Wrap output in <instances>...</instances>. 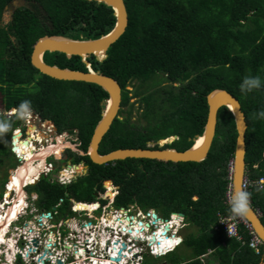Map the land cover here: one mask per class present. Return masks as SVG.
<instances>
[{"label":"trees","instance_id":"obj_1","mask_svg":"<svg viewBox=\"0 0 264 264\" xmlns=\"http://www.w3.org/2000/svg\"><path fill=\"white\" fill-rule=\"evenodd\" d=\"M8 1H0V19ZM35 1L44 13L16 14L13 36L17 45L0 28V93L2 98L19 95L10 103L5 98L6 111L15 108L22 112L25 109L20 105L29 102L27 108L54 122L63 133L76 130L80 150L87 154L108 93L94 84L43 75L33 67L31 55L34 45L45 36L95 40L109 34L116 25L114 10L87 0ZM124 1L129 13L126 33L112 45L105 61L99 62L95 56L87 60L95 72L120 84L122 107L130 106L132 91L127 88L135 86L133 97L139 98L141 117L148 124L140 129L130 124V112L124 120L121 113L104 137L100 154L147 149L151 142L174 136L178 139L165 149L183 152L192 148L207 122L208 94L226 90L237 98L246 115V176L255 184L249 200L260 211L264 224V184L258 183L264 180V119L257 116L264 110V0ZM45 61L62 69L88 72L79 56L48 53ZM245 76H259L261 87L242 93L239 85ZM21 124L18 115L9 119L0 114V168L19 165L7 144ZM236 140L233 114L224 107L219 111L212 149L201 163L128 159L96 165L88 155L69 151L76 158L75 165L86 162L90 166L89 174L70 186L44 179L33 191L40 195L39 208L48 211L62 198L92 201L97 192L104 191L103 182L111 180L120 187L118 208L137 204L147 211L161 207L167 219L173 213L185 215L188 227L196 229V234L183 237L182 246L194 254L187 264H201L198 258L209 249L216 250L214 257H219L221 264H259L261 258L249 245L228 239L219 224V214H231L228 193ZM123 221L114 219L111 224ZM245 239L248 243L250 237ZM177 251L165 257L169 264H179L169 259L177 256Z\"/></svg>","mask_w":264,"mask_h":264},{"label":"built area","instance_id":"obj_2","mask_svg":"<svg viewBox=\"0 0 264 264\" xmlns=\"http://www.w3.org/2000/svg\"><path fill=\"white\" fill-rule=\"evenodd\" d=\"M30 120H32V117H27L26 125H28V123L33 125ZM53 130L54 129H49L50 132H53ZM19 133L20 136L18 139H15V136ZM13 135L15 136L12 138V151L18 159L19 155L22 154H20V152L16 151L15 149L17 147L25 148L26 145L24 143L28 140L29 146H26L25 149L31 148L30 150L36 151L38 144L41 145V148H44L45 146V141H43L44 137H42L39 131L32 133L29 137L25 136L23 133L21 134V130L17 128ZM27 155H29V153L26 154V156ZM19 162L21 164L25 163L20 159ZM72 168H74V166H69L67 168L64 166V168L59 170V172H56V175L59 176L57 181L61 183V185H66L71 182L72 178L65 180L61 177V173L65 171L75 173ZM54 172L55 169L53 168L52 163L45 164L43 172L38 176L34 183H36V181H38L41 177H48ZM76 175L77 173L74 176ZM34 183L30 185H24L23 194L25 193V189ZM258 183L262 185L264 184V180L262 179ZM254 185L255 184L252 183L246 176L243 181L242 189L243 191L250 193ZM8 188V186L5 187L2 200H0V206H2L4 214L11 211L13 207L19 206V204H17V195L20 193L17 191L12 192L9 199L6 200ZM231 188L232 187H230V189ZM230 196L231 191L228 195L229 199ZM8 202L10 206L9 211H7L5 208ZM29 204L30 203L26 201L25 196V202L23 201L22 207L17 211V214L15 216L10 214L7 219H4L5 222L3 225L6 226H3L5 229L3 230L2 228L0 232L8 242L12 241L13 245L10 246L9 243L0 242V264H3V259L6 261V264H58V261H62V264H143L145 262V258L142 254L137 255V258H134L135 260H131L133 258L135 248L132 249L134 246H132L133 244L130 238H127V240L131 243L127 249L122 251V257L120 261H116L115 259L118 258V252L121 250L122 245L118 244V246L112 245L111 247H106L107 242H111V244H113L115 240L121 241L122 236L125 238L128 237L126 232L121 230L125 228V226H128V224H115L117 227H112V225H110L113 221V218H117L120 212H123L124 209L114 212L110 217H103L99 222L100 226L103 228H100L99 230L93 228L89 229L87 227H82V229L75 227V229H73L72 225L75 221L73 220L67 224V226L71 229L70 234L68 237L63 238L60 235L56 236L54 233L49 232V229L51 228L49 226L50 222L48 220L49 213H43L42 216H38V210H26V208L29 207ZM80 204L82 203L76 201L73 205V210L76 215H81L83 212H87L83 209L77 210V207ZM130 212L131 211H128L127 215H130ZM153 215V212H145L143 210L137 214V216L141 218L140 221L148 222L149 226L156 228L153 234L155 235V233H157L158 235V240L153 243L152 240L148 241L150 239V233L148 230H144V235H141V237H146V239L143 240L145 249H148V251L152 254L161 257L181 245L177 242L179 240L178 236L180 231L174 224L175 215H172L170 220L165 221H155ZM218 216L219 224L223 226L224 232L229 238H235L243 245L248 244L249 248L252 249L257 256H264V241L257 234L249 220H247L244 216L238 217L233 216L232 214L228 216L219 214ZM229 225H231L230 234ZM167 227L168 231L164 235H160V232ZM241 227L250 237L248 243L245 239V234L240 230ZM112 231L114 235L111 237ZM160 237H162L164 240L159 241ZM161 246L167 247L163 253L158 251ZM69 250H72L71 254H68ZM69 255L72 257H69Z\"/></svg>","mask_w":264,"mask_h":264},{"label":"water","instance_id":"obj_3","mask_svg":"<svg viewBox=\"0 0 264 264\" xmlns=\"http://www.w3.org/2000/svg\"><path fill=\"white\" fill-rule=\"evenodd\" d=\"M87 1L105 4L106 6L111 7L114 10L116 16V25L109 34L95 40H73L66 37L45 36L43 38H40L34 45L33 53L31 55V63L33 67L39 70L43 75L59 81L84 82L94 84L101 87L108 93L109 99L102 103V105H104L102 119L95 129L94 135L88 148V153L83 155H88L91 161L96 165H105L112 162L125 161L128 159H149L173 163H201L208 158L209 153L212 149L217 133L219 111L222 108L226 107L233 114L237 131V140L231 179V195L235 191H243L242 185L247 174L246 133L248 130V125L246 121V115L242 111L240 102L226 90L217 89L208 94L207 122L204 127L203 135L201 137H195V144L192 148L183 152H179L173 149H165L164 147L166 145H171L175 140L178 139V136H174L164 141L160 140L156 143H149V148L147 149H119L105 155L100 154V145L104 137L112 128L114 121L119 117L120 110L122 109L123 90L120 84L115 79L107 77L100 72H95L87 59L95 56L97 61L103 62L108 58L109 49L126 33V30L129 26V13L124 0ZM47 53H63L68 58L79 56L83 59V63L88 68V72L62 69L58 66H51L44 62V56ZM200 138H203V143L199 147H196L197 142ZM24 144L26 146L28 145L27 142H25ZM156 146L158 147V149H153ZM15 150L19 152L18 147ZM73 177L77 178L79 177V175ZM55 178L58 177L55 176ZM181 216H184V214H181ZM153 218L157 219V216L154 214ZM245 218L252 223L255 231L264 241V224L262 222V215L260 214L259 210H255L252 207V203L250 202L249 211L245 215ZM167 231L168 227L164 232H162V235H164ZM162 240L164 239L160 237L159 241ZM152 242H156L155 237L152 238ZM124 249H126L125 245H123L121 250L118 252V258L115 259L116 261L121 260L122 251Z\"/></svg>","mask_w":264,"mask_h":264},{"label":"flooded vegetation","instance_id":"obj_4","mask_svg":"<svg viewBox=\"0 0 264 264\" xmlns=\"http://www.w3.org/2000/svg\"><path fill=\"white\" fill-rule=\"evenodd\" d=\"M20 11L25 12L27 14L37 13V12L40 14L44 13L41 10V6H39V4L35 0H10L7 2V4L4 7V12H3L2 18L0 19V28L2 29V31H4L10 37V42H12L13 44H16V45L18 44V39L14 38V36H13V33H14L13 28L15 27V24H16V22H15L16 14ZM44 20H45V18H43V17L40 18V22L42 25H44L43 24ZM16 47L20 48V44ZM50 54H52V53H50ZM45 56H44V62H46ZM36 116H39V118H38L39 122H40L41 126L44 128V130L43 129L42 130L36 129V128H38V126L36 123H34L33 124L34 126L33 125H31V126L25 125L24 127H21L20 128L21 134L23 133V134H25V136L30 137V135L32 133H35L37 131L44 132V135H46V138H44V140H43V141H45L44 148H46V147L48 148L49 146L54 145L52 148H50V149H54V151L49 149L48 153H49V151H52L51 153H52V155H54V160L53 159L52 160L56 163H53V162H51V163L53 164V168L55 169V172H59V170L64 168V166H65V168H67L69 166H74L75 165L74 162L76 161L75 156L71 157L70 153L68 151L67 152V160L63 161V152L61 153V151L64 147V134L77 133L78 137L76 138V140H79V133L76 130L73 131L72 133L71 132H64L63 133L62 131L59 130V128L57 127V125H55L54 122L49 121V120L48 121L44 120L40 116L39 113H36ZM24 122L27 124V121H24ZM48 122L52 123L50 127H48ZM34 128H35V130H34ZM48 128L50 130L54 129L55 131L50 132ZM16 136H15V139H16ZM12 138H13V136H12ZM28 142H29V140H28ZM153 143H156V142H153ZM30 149L31 148H29V149L27 148L26 150L24 148H23V150L21 149V154H25V153L28 154L29 153V155L26 156V163H25L26 165L29 164L30 156H31V154H33V151ZM29 150H30V152H29ZM70 152L74 153L77 156H80L77 153H75L73 150H70ZM82 155H83V153H82ZM45 160H46V158H45ZM59 163H61L62 165L60 167H57L56 165ZM45 164H48V163H45ZM79 165L80 166L83 165V167H82L83 171H86L84 176L88 175L90 172V166L86 162H81ZM34 168H37L40 170L43 168V166H41V167L38 166V167H34ZM34 168H32V170H35ZM44 179H45V181L47 179L48 182L52 183V184H56V180H57V178H55V174L52 175L51 178L43 176L38 180L37 185L41 184V181H43ZM31 180H32V177L30 178V180L26 181L25 184H28L29 182H31ZM76 181H78V179L74 180L73 182H70L68 186L74 184ZM102 186H103L104 191L97 192L94 195L93 200L88 202L89 205H93V210L96 209V210L92 211V213L83 212L81 215H76L74 210H73V205L76 201L77 202H81V201H78L77 199H75L73 196L70 195L71 197L68 200H66L64 198L60 199L58 204H56L54 207H52V209H50L48 211H44L43 209L39 208L40 202H41V201H39V203H37L39 206V207H37V208H39L37 211L38 216H42L43 213L44 214L49 213L48 220L50 222L49 226L51 227L49 229V232L54 233V235H56V236L60 235L61 237L66 238V237H68V235L71 232V229L67 226V224L69 222L75 220L73 222V225H72L73 229H75V227L80 228V229H82V227H87L89 229L93 228V229L99 230L100 228H103L99 224L100 220L103 217H110L114 212H117L121 209H124L123 212H120V214L117 216V218L120 219L121 221H122V219H126V221H128L129 224H128V226H125V228H124L125 230L121 229L123 232H126L128 237L125 238L124 236H122L121 241L115 240L113 242V244H111V242H109V243L107 242L106 247L108 248V247H111L112 245L118 246V244H121L122 246L125 245L126 249H127L131 243L130 241L127 240V238H130L132 241V244H133L132 246H134V247H132V249L135 248L134 250L138 251L137 254H139V253L143 254V250H144L143 247H145L143 240L146 239V237L142 238L141 235H144V230L147 229L148 232L150 233V239L148 241H151L153 237H155V239L158 240L157 233H155V235L153 234L155 232L156 228L149 226L148 222L140 221L141 218L139 216H137V214L140 211H142L143 209L139 205L132 204V205H129L128 207L118 208L116 203H117L118 197L120 195V187H118L113 181L106 180L103 182ZM21 190H22V187H21ZM38 196L40 198L39 194H38ZM156 196H158V195H156ZM77 210H79L78 207H77ZM128 211H131L129 213L130 215H127ZM165 220H167V219H165ZM165 230H166V228H164L160 232V235H162V232H164ZM113 235H114V233L112 231L111 237ZM71 252H72V250H69L68 254H71ZM69 257H72V256L69 255ZM69 261H71V260H69ZM62 263H63L62 261H58V264H62Z\"/></svg>","mask_w":264,"mask_h":264},{"label":"rangeland","instance_id":"obj_5","mask_svg":"<svg viewBox=\"0 0 264 264\" xmlns=\"http://www.w3.org/2000/svg\"><path fill=\"white\" fill-rule=\"evenodd\" d=\"M158 80H160V79H158ZM165 84L166 83H163L162 85H165ZM127 89L129 91H132V94L130 95L131 96L130 106H128V107H122V109L120 110V113H119V115L122 113L121 116H120V118L122 120H124L127 117L128 112H130V114H131V116H130V124H132V125H134V126H136V127H138V128L141 129L144 126H146L148 123H147V121L144 118L141 117L142 109H141V104H140L139 98L133 97V94H134L133 91L135 90V86H133V85L132 86H129ZM18 96L19 95L15 93V94H12L11 96H9V98H8V96H5V98L9 99V103H10V102H13V100L15 98H18ZM5 98H2V95L0 93V114H4V112L7 110L6 109V106L8 104V101H6L7 99H5ZM72 106H73V104H72ZM27 112H25V113H27ZM22 113H24V112H22ZM29 113H31L32 116L34 117V119L36 120V124L38 126V130H40V129L41 130L42 129L44 130V128L41 126V124L39 122L38 117L36 116L35 111L32 109V111L29 112ZM8 114H9V117H15L16 116V115L14 116V114L12 113V111L10 113H8ZM23 116H24V114H23ZM25 125L26 124H22V127H24ZM28 125L31 126L32 124H29L28 123ZM49 125L51 126V123L48 122V127H50ZM34 130H35V128H34ZM39 132L41 133L42 137L46 138V135H43L44 132L43 133H42V131H39ZM12 136L14 137V135L12 134L11 137H10V139H9V144H7L8 147H9V149H10V151H11V153L13 152L12 151L13 150V147H12ZM77 137H78L77 133H74V134H64V147H63V149L61 151V153L63 152V161H66L67 160V152L70 151V150H73L78 155L83 156L82 155L83 151L80 150L81 141H80V139L79 140H76ZM27 143L29 145V142L28 141H27ZM53 146L54 145L49 146L48 148L47 147L46 148H41V145H39V144L37 145V150L36 151H33L34 154H32V156L33 155L35 156L34 160L32 161V163L36 164L34 166H40L41 164H43V161L44 160L41 159L43 157H46V160H45L46 162L44 161V163H51V162L56 163V162L53 161L54 160V155H52V153H48V150L50 148H52ZM42 152L43 153H46V154L44 155ZM40 153H42V155ZM25 157H26V153L25 154H22V155H19V159L22 162H26V158ZM18 164L19 165L16 168H13V167H15L14 166L15 164H12V163L10 164V166L12 165V167L10 169H8L7 166H4V167L0 168V200H2L1 197H2V195L4 193V188L9 185L10 177H12L13 174L16 173L18 171V169L24 163L21 164L19 162ZM61 165L62 164L59 163L56 166L57 167H60ZM82 167H83V165H81V171L79 172L81 176H83L85 174V171H83V168ZM36 171L37 172L38 171H41V169L40 170H36ZM76 173H78V172H76ZM52 175H54V173L53 174H50L48 177L51 178ZM28 180H30V178L26 177V181H28ZM34 188H35V184H33L32 186H28L25 189L24 197L26 196V201L30 203L29 204V208L31 210H34V209L38 210L39 208H37V207H39V206L36 203H39L40 198L36 194V192L33 191ZM21 191L22 190H20V193H21ZM141 192L142 191L140 190L139 193H141ZM17 198H18L17 204H19L20 203V198L18 197V195H17ZM23 201L25 202V200H23ZM9 207L10 206H9V202H8V204L5 206V208H6L7 211H9ZM145 211H147V210H145ZM157 213L162 218H169V216L166 215L163 212V209L161 207L158 208ZM0 219H2L1 216H0ZM194 231H196V229L194 227H192V226H189L188 228H186L185 231H183L181 233V235L183 237H186L187 235H190V234H196V233H194ZM143 248H144L143 252H145V251H147V253L149 252L148 249H145V247H143ZM165 249H167V247L161 246L158 250H161V253H163ZM137 253H138V251H134L133 258L131 260H135L134 258H137L136 257L137 255H141L140 253L139 254H137ZM193 258H194L193 250L190 249V248H185L184 246H182L181 248L178 249L177 256L176 255H172V256L169 257L170 260H175L176 263L178 262L179 264H185L186 261L192 260ZM2 261H3V264H6V261L4 259ZM162 261H166L167 262V259L164 258V259H162ZM215 261H216L215 259H212V262H215Z\"/></svg>","mask_w":264,"mask_h":264},{"label":"clouds","instance_id":"obj_6","mask_svg":"<svg viewBox=\"0 0 264 264\" xmlns=\"http://www.w3.org/2000/svg\"><path fill=\"white\" fill-rule=\"evenodd\" d=\"M261 87V78L259 77V76H245L243 79H242V81H241V83H240V85H239V88H240V91L242 92V93H246V92H251V91H253L254 89H259ZM28 103L29 102H27V101H25L23 104H21L20 105V108L21 109H25L24 111H22V112H24V113H22V112H18V110L17 109H15V108H13V109H11L10 111H5L4 112V115L7 117V118H12V117H9V114L8 113H10L11 111H12V113L14 114V116L15 115H18V117L21 119V121H22V124H26L24 121H26L27 120V117H32V120H30L33 124L34 123H36V120L34 119V117L32 116V114L31 113H29V112H31L32 111V109L31 110H28L29 108H27V106H28ZM28 111V112H27ZM25 112H27V113H25ZM22 113V114H21ZM36 113V112H35ZM23 114H24V116H23ZM257 116L259 117V118H262V119H264V110H262V111H260V112H258L257 113ZM38 118H39V116H37ZM30 119V118H29ZM51 123V122H50ZM22 124H21V126L20 127H18L19 129L22 127ZM52 124V123H51ZM16 130V129H15ZM14 130V131H15ZM14 131H13V133H14ZM55 130H53V132H54ZM13 153V152H12ZM14 154V153H13ZM15 155V154H14ZM16 156V155H15ZM18 159V158H17ZM19 160V159H18ZM76 166H80V165H74V167H76ZM81 167V166H80ZM232 169H233V162H232V165H231V172H232ZM86 172V171H85ZM54 174L56 175V172H54ZM77 175H79V177H81V175H80V173H77ZM57 177H59L58 175H56ZM84 176V175H83ZM46 177V176H45ZM79 177H77V178H72L71 179V182H73L74 180H76V179H78ZM231 179H232V177H231ZM37 182L38 181H36V183H34L35 184V186H37ZM56 183L57 184H59V185H61V183H59L57 180H56ZM69 185V183L68 184H66V185H61V186H68ZM32 186V185H31ZM230 187H232V186H230ZM4 190H5V188H4ZM230 191L232 192V188L230 189ZM229 191V192H230ZM37 194V193H36ZM38 195V194H37ZM228 195H229V193H228ZM3 196V195H2ZM1 199H2V197H1ZM228 200H229V210H230V213L233 215V216H238V217H245V215L248 213V211H249V202L251 203V201H249V193L248 192H245V191H235L231 196H230V199L228 198ZM83 203V202H82ZM88 205H89V203L88 202H86ZM37 204V203H36ZM30 208L29 207H27L26 208V210H29ZM143 211H145V210H143ZM148 211H151V212H153V214H155L156 216H157V219H155V221H165V219H167V218H162V217H160L159 216V214L155 211V210H148ZM148 211H145V212H148ZM181 214L182 213H173L172 215H175L176 217L177 216H179L178 217V219L176 220L175 219V226H177V229L180 231V233H182L183 231H185L186 230V228L188 227V225H187V222H186V219H185V215L184 216H181ZM230 214V215H231ZM171 215V216H172ZM171 216H170V219H171ZM170 219H167V220H170ZM230 228H231V225H229V234H230ZM180 233H179V236H178V238L179 239H182V242L180 243L181 245L179 246V247H177V248H175L174 250H172L171 252H173V251H175V250H177V249H179L181 246H182V243H183V238H182V236L180 235ZM171 252H169V253H167L166 255H164V256H157V255H154V254H152L151 252H148L147 253V251H145V252H143V256H144V258H145V262L143 263V264H153V262L152 261H154V260H162V259H164L168 254H170ZM149 263H148V262ZM162 264H164V263H162ZM168 264V263H167Z\"/></svg>","mask_w":264,"mask_h":264},{"label":"bare ground","instance_id":"obj_7","mask_svg":"<svg viewBox=\"0 0 264 264\" xmlns=\"http://www.w3.org/2000/svg\"><path fill=\"white\" fill-rule=\"evenodd\" d=\"M14 113V112H13ZM50 126V125H49ZM49 129V128H48ZM19 136H20V133L18 134ZM17 135V136H18ZM54 135V134H53ZM203 143V138H200L199 140H198V142H197V145H196V147H199L201 144ZM20 148H22V147H20ZM25 148H26V146H25ZM24 148V149H25ZM23 150V149H22ZM26 150V149H25ZM50 150H53V149H50ZM54 151V150H53ZM19 152H20V154H21V150H19ZM43 153V152H42ZM42 153H40L41 155H42ZM49 153H51V151H49ZM34 154V153H33ZM44 155L46 154V153H43ZM49 155V154H48ZM34 158H35V156L33 155L32 156V154H31V156H30V162H29V164L28 165H26L25 163H24V165L22 166V167H20L19 169H18V171L16 172V173H14L13 174V176L12 177H10V182H9V185H8V191H7V195H6V200H8L9 199V197H10V195H11V193L12 192H14V191H17L18 193H20V190H21V187H22V193H20L19 195H18V197L20 198V200H21V202L19 203V206L18 207H13L12 208V210L11 211H9V212H6V214H4V212H3V209H2V206H0V216L2 217V219H0V231L2 230V228H3V230L5 229L3 226H6V225H3L4 224V219H7L8 218V216L10 215V214H12L13 216H15L16 214H17V211L18 210H20V208L22 207V202H23V200H25V197H24V194H23V187H24V185H26L25 184V182H26V177H28V178H31L32 177V180H31V182L32 183H34V181L38 178V175H40L42 172H43V170H44V168H45V163H44V161H45V158L46 157H43V158H41L42 160H44L43 161V164H41L40 166H43V168L41 169V171H36V169L37 168H34V167H38V166H34V163H32V161L34 160ZM40 160V159H39ZM46 162V161H45ZM33 164V165H32ZM25 167V168H24ZM32 168H34L35 170H32ZM37 170H39V169H37ZM72 170L75 172V173H71V172H69V171H65V172H62L61 173V177L63 178V179H65V180H67V179H70V178H72L75 174H76V172H80L81 171V167L79 166V167H74V168H72ZM38 173V174H37ZM25 174V175H24ZM23 182V183H22ZM32 183H29V185L30 184H32ZM28 185V184H27ZM20 187V188H19ZM92 208V210L91 211H89L88 210V208ZM78 209L79 210H85V211H87V212H89V213H92V211H94V210H96V209H94L93 210V205H88L87 203H85V202H83L82 204H80L79 206H78ZM4 216H3V215ZM12 216V217H13ZM114 219H117L118 220V218H114ZM113 219V220H114ZM125 221H123V223H125V224H129L128 223V221H126V219H124ZM122 222H118V224H121ZM110 225H112V224H110ZM112 227H115L114 225H112ZM0 242H3V243H9V245L10 246H12L13 245V242L12 241H7L4 237H3V234L0 232ZM177 242H179V243H181L182 242V239H179ZM159 251V250H158Z\"/></svg>","mask_w":264,"mask_h":264},{"label":"crops","instance_id":"obj_8","mask_svg":"<svg viewBox=\"0 0 264 264\" xmlns=\"http://www.w3.org/2000/svg\"><path fill=\"white\" fill-rule=\"evenodd\" d=\"M241 232L244 233L245 235L244 236H248V234H246L243 230V228L241 227ZM224 232V231H222ZM225 233V232H224ZM181 235V233H180ZM182 236V235H181ZM225 236L228 238V239H235V238H229L227 236V234L225 233ZM249 237V236H248ZM183 238V236H182ZM237 240V239H236ZM238 241V240H237ZM239 242V241H238ZM240 246H244L243 244H241ZM252 250V249H251ZM253 251V250H252ZM216 250H212V249H209L208 252L204 255H202L201 257L198 258V260L201 262V264H221V260L219 259V257L215 256L214 257V254H215ZM256 255V254H255ZM257 256V255H256ZM261 258V261L259 264H264V256L260 255L258 256ZM212 259H215L216 261L215 262H212ZM188 262L190 261H187L185 262V264H187ZM162 263H168L166 261H162V260H154L153 261V264H162ZM169 264V263H168Z\"/></svg>","mask_w":264,"mask_h":264}]
</instances>
